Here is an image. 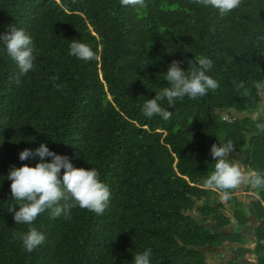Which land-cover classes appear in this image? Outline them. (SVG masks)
I'll return each mask as SVG.
<instances>
[{"label": "trees", "instance_id": "trees-1", "mask_svg": "<svg viewBox=\"0 0 264 264\" xmlns=\"http://www.w3.org/2000/svg\"><path fill=\"white\" fill-rule=\"evenodd\" d=\"M8 25L32 36L37 58L34 70L20 75L0 55V264H131L146 248L151 264H214L198 247L246 244L239 230L213 231L197 213L222 229L231 223L219 193L202 187L214 168L213 143L231 141L233 161L264 172V128L257 127L264 104L254 86L264 80V42L255 40L264 32V0H242L225 17L193 0H146L143 8L119 0H0V33ZM73 39L98 58L70 56ZM201 55L213 60L208 74L219 88L171 108L165 103L167 121L143 116V102L167 86L168 65L184 61L186 70L187 60ZM233 81H243L246 94H237ZM218 108L259 109L261 116L229 119ZM41 142L75 167L96 168L111 197L102 215L79 207L71 219L41 213L31 227L45 241L29 253L12 237L29 226L15 224L7 210L16 201L5 175L12 165H34L19 152ZM257 191L249 204L228 200L238 225L250 213L259 220L256 249L231 246L239 259L224 264H243L255 252L264 264V189Z\"/></svg>", "mask_w": 264, "mask_h": 264}, {"label": "clouds", "instance_id": "clouds-1", "mask_svg": "<svg viewBox=\"0 0 264 264\" xmlns=\"http://www.w3.org/2000/svg\"><path fill=\"white\" fill-rule=\"evenodd\" d=\"M119 2L121 7H146V0ZM193 2L216 10L220 17H225L242 4V0H193ZM255 40L257 43L264 42V32L256 35ZM3 54L15 62L20 75H26L35 68L37 49L32 36L23 28L8 25L6 30L0 33V55ZM68 54L81 61H93L98 58L97 53L87 43L78 39L71 41ZM183 62L173 60L168 65L163 72L167 86L155 91L154 97L143 102L141 106L143 116L152 118L158 115L167 121L172 113L163 106L165 103L171 108L185 97L196 100L219 88L218 80L208 74L214 64L211 58L195 56L193 60H187L186 70L181 67ZM254 86L257 89L264 88V80L255 82ZM233 88L239 95L246 94L243 81H233ZM260 116L259 110L249 113V119L253 122L258 121ZM257 127L264 128V124H257ZM233 151L234 145L231 141L211 145L210 154L212 161H215L214 168L204 179L202 187L219 193L220 199L227 201L231 199L229 190L247 185L253 190L250 195L259 199L257 190L264 189V172L252 168L242 171L230 158ZM19 160L36 161L34 165L28 163L18 167L12 165L5 175L10 181L11 199L16 201L7 210L13 214L15 224L29 226L27 231L12 233L13 239L19 240L25 251L30 253L45 241V235L31 225L46 210H51L53 217L63 216L65 219H71L72 208L87 209L97 215H102L107 208L111 193L100 179L96 168L75 167L66 155L51 150L45 142H41L35 149L25 148L20 151ZM151 258L152 250L146 248L133 255L131 264H151Z\"/></svg>", "mask_w": 264, "mask_h": 264}, {"label": "crops", "instance_id": "crops-1", "mask_svg": "<svg viewBox=\"0 0 264 264\" xmlns=\"http://www.w3.org/2000/svg\"><path fill=\"white\" fill-rule=\"evenodd\" d=\"M239 167L241 168L242 171H246L245 167L243 165L242 162L239 163ZM247 185H241L239 188H237V191L234 192L231 196L235 197L233 198V201L238 200L242 203H246L249 204L252 200L257 199L255 197H253L252 195H250V192L247 188ZM226 205V213H228L229 215L234 217L233 211H234V203H230L228 200L227 201H223ZM200 204H202L201 202H199ZM244 207H246V209L248 208L247 205H244ZM249 213V212H248ZM235 218V217H234ZM236 219V218H235ZM237 220V219H236ZM208 224L211 225V227H218L217 225V221L214 219H209L208 220ZM260 222L259 220L255 217V215L253 214H249L248 215V222L245 225H238V221H236L235 224L228 225L226 228L229 231L234 230V232L236 230H239L242 235L244 236V239L246 240V244H242V243H237L239 246H246V247H250L253 249H256V246L258 244V238L256 236V228L259 226ZM218 229V228H217ZM231 253L229 254H217L216 256V260L218 261H225L231 257H234L236 254H234L232 252V250L230 249V247L227 248ZM224 255L225 258L222 256ZM238 256V255H237ZM261 256L264 257V249L261 252ZM259 257H260V253L255 252L254 254H252L250 257H246L241 259L243 264H259Z\"/></svg>", "mask_w": 264, "mask_h": 264}, {"label": "water", "instance_id": "water-1", "mask_svg": "<svg viewBox=\"0 0 264 264\" xmlns=\"http://www.w3.org/2000/svg\"><path fill=\"white\" fill-rule=\"evenodd\" d=\"M255 110H259V109H255ZM217 112L219 114H221L224 118H229V119H245V118L249 117V113L251 111L239 112L238 110L233 109V108H231V109L218 108L217 109ZM226 214L231 219L230 225L232 226L233 224H235L237 220L233 216L229 215L228 213H226ZM203 218H206V217L204 216ZM206 225L209 228H211L213 231L221 230V231H224V232H234V230L229 231V230H227V228L222 229L219 226L218 227H211V225L208 224V222L206 223ZM231 246H239V245L237 243L227 242L224 245L219 246V247H214L212 245H209V246L203 247V248L198 247V249L199 250H202V251H204V252L207 253L208 258H209V262L214 263V264H217V263L224 264L225 261H218L215 258L217 256V254H221V253L222 254L223 253L224 254H229V253H231L227 249L228 247H231ZM231 258L234 259V260H238L239 259V257L237 255H235L234 257H231ZM240 262L242 263V260L241 259H240Z\"/></svg>", "mask_w": 264, "mask_h": 264}, {"label": "flooded vegetation", "instance_id": "flooded-vegetation-1", "mask_svg": "<svg viewBox=\"0 0 264 264\" xmlns=\"http://www.w3.org/2000/svg\"><path fill=\"white\" fill-rule=\"evenodd\" d=\"M197 216L201 219V220H209V219H213L212 217H210V216H205V215H203L201 212H198L197 213ZM206 217V218H203V217Z\"/></svg>", "mask_w": 264, "mask_h": 264}, {"label": "rangeland", "instance_id": "rangeland-1", "mask_svg": "<svg viewBox=\"0 0 264 264\" xmlns=\"http://www.w3.org/2000/svg\"><path fill=\"white\" fill-rule=\"evenodd\" d=\"M261 95H262V102H261V107H262L264 104V88L261 89Z\"/></svg>", "mask_w": 264, "mask_h": 264}]
</instances>
